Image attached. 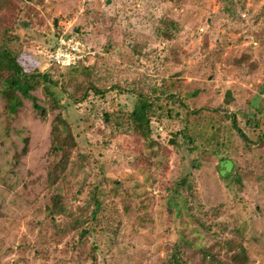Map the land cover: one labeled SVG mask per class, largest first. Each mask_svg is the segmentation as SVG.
I'll return each instance as SVG.
<instances>
[{"label": "rangeland", "instance_id": "374dc122", "mask_svg": "<svg viewBox=\"0 0 264 264\" xmlns=\"http://www.w3.org/2000/svg\"><path fill=\"white\" fill-rule=\"evenodd\" d=\"M5 31L25 71L41 70L63 32L92 53L49 74L83 155L55 189L43 179L58 110L42 88L32 91L40 112L21 98L11 114L0 94V264H170L174 252L185 264H231L239 244L245 264H264V0H0ZM172 74L187 109L177 103L151 118L153 149L104 118L130 111L137 91ZM77 83L102 92L75 101ZM24 137L28 151L13 163ZM53 190L67 213L50 219ZM94 192L101 209L81 236L85 225L67 224Z\"/></svg>", "mask_w": 264, "mask_h": 264}, {"label": "trees", "instance_id": "16d2710c", "mask_svg": "<svg viewBox=\"0 0 264 264\" xmlns=\"http://www.w3.org/2000/svg\"><path fill=\"white\" fill-rule=\"evenodd\" d=\"M159 33L165 37H170V32L167 29H159ZM15 35L10 31H5L0 36V86L2 95L1 98L4 99L5 108L11 113L15 114L19 107L22 105L21 98L26 100H31L33 105L37 108V111L40 112L42 107L38 106L35 102V96L32 95V91L37 88H42L45 94L48 96L50 101V109H57L58 111L52 116L50 121V132H49V146L47 153L50 156L49 162L45 166V176L43 179L44 187L50 189H55L57 181L61 178L63 173L66 171L68 166L71 163H78L80 160H83L82 153H78V142L75 139L71 127L67 120L61 114L60 104L58 99L55 97V93L51 90L49 84L56 82L52 81L49 77L51 70L61 69L52 67L47 71H41L39 69L33 68L30 71H25L18 61V55L9 47V42L15 39ZM79 62L78 64H80ZM77 64V65H78ZM76 65V66H77ZM75 67V66H73ZM71 67V68H73ZM83 71H89L90 66H85ZM76 70V68H74ZM178 77L175 74L163 78L161 80L160 86L156 87L154 90L153 87L150 88V93L144 91H137L135 93L136 100L133 104V108L130 111H123L119 108H114L110 114H105L104 118L109 122L111 119L114 124L115 129H119L124 133L131 131V134H136L145 139V143L149 148H152L157 143L150 138L151 128L150 122L151 118L164 112H169L172 109V105L178 103L179 107L185 108L182 100L180 99L177 86ZM176 89V90H175ZM89 91L102 92L98 90L95 86L91 84H82L81 86L78 83L75 86L73 96L76 98L75 101H82L88 95ZM10 93L8 97L6 94ZM13 97V99H12ZM201 109H197L199 112ZM186 113H188L186 111ZM225 116L230 120L231 127L239 134L243 140H247L246 134L240 129L237 123L236 116L226 115ZM7 125L5 124L3 130ZM187 128L185 127L184 131ZM188 131V130H187ZM186 137V142L191 143L192 137L187 132L184 134ZM258 144L264 146V136H260L258 139ZM23 146L19 153H14L12 155L13 163L20 159V156L25 155L28 151V138H23ZM153 149V148H152ZM76 153V158L73 160L72 156ZM186 177H181L176 186L173 194L178 193L181 187L186 186ZM172 194V195H173ZM50 205L48 207V217L53 219L55 214L64 213L66 214V207L63 204V198L60 192L53 190L49 196ZM90 208V210H88ZM101 209V201L97 197V194L94 192L90 196V199L84 207V211L81 212V215L72 218L67 226L68 229H76L82 227L80 235L83 236L86 231L95 224V220L98 216V213ZM213 257V254H209ZM240 255L242 259L241 263H238L237 256ZM247 261L246 250L239 244L236 247V254L232 259L231 264H245ZM170 264H185L182 261L178 254L174 252L172 258L169 260Z\"/></svg>", "mask_w": 264, "mask_h": 264}, {"label": "built area", "instance_id": "2783aa9c", "mask_svg": "<svg viewBox=\"0 0 264 264\" xmlns=\"http://www.w3.org/2000/svg\"><path fill=\"white\" fill-rule=\"evenodd\" d=\"M92 53L91 48L78 39L75 34L63 32L44 53V65L41 71L52 67L65 68L76 66ZM160 130L161 127H159Z\"/></svg>", "mask_w": 264, "mask_h": 264}, {"label": "water", "instance_id": "95a60500", "mask_svg": "<svg viewBox=\"0 0 264 264\" xmlns=\"http://www.w3.org/2000/svg\"><path fill=\"white\" fill-rule=\"evenodd\" d=\"M107 2H109V0H107ZM42 113H43V111H42ZM171 142V141H170Z\"/></svg>", "mask_w": 264, "mask_h": 264}]
</instances>
